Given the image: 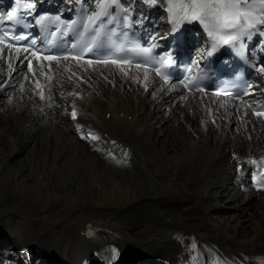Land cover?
I'll return each mask as SVG.
<instances>
[{
	"label": "bare ground",
	"instance_id": "bare-ground-1",
	"mask_svg": "<svg viewBox=\"0 0 264 264\" xmlns=\"http://www.w3.org/2000/svg\"><path fill=\"white\" fill-rule=\"evenodd\" d=\"M160 1L169 7V0ZM135 3L141 4L142 0ZM146 10L153 12V5ZM153 16L151 13L150 18ZM6 56L9 63L5 62ZM13 68H16L14 74ZM30 78L39 80L40 84H30ZM155 83L148 71L110 64L89 67L60 62L53 63L49 70L29 72L12 54L0 53V92L4 96L8 91L12 97L11 86L16 85L19 90L13 103L0 98V104L10 106L13 114L8 117L7 131L0 135V151H3L0 156V213L3 212L1 208H11L7 204V193L19 192L23 197V190L17 188L18 185H11L14 180L9 177L13 166L21 161L32 166L41 160L43 151L38 149L50 147L49 135L42 136L40 130L36 136L42 123L48 127L51 122H58L59 135L51 145L55 148L59 144L61 153L67 150L66 157L55 156L51 167H64L68 170V182L85 183L90 187L83 202L65 204L67 210L61 209L56 200L47 195L49 190L62 193L65 190L47 183L30 188L37 202H47L40 209L29 208L24 199L15 203L26 216L29 214L27 223L33 222L32 227L28 224L21 229L15 227L17 233L25 235L17 241L22 248L34 243L52 248L57 241L59 243L55 244L73 246L76 238H82L88 243L84 246L87 250L84 256L89 258L108 246L122 251L123 247L136 243L158 251L169 260L167 264H186L194 253L189 249L190 244L198 243L208 257L215 254L236 264H264V197L259 196L261 193L241 191L230 181L233 169L236 172L240 164L246 166L250 158L264 155V126L251 117L241 103H230L225 99L214 103L201 93L194 98L186 99L188 95L181 98L172 85L160 90ZM42 87H45L44 92ZM57 87L67 91L69 96H57L54 93ZM35 97L40 98L41 105L33 111ZM173 100L175 104L165 106V115L155 116ZM57 101L66 104L70 114L65 116L79 125L86 135L118 141L121 148L129 149L127 155L112 157L110 154L117 147L92 151L95 153L90 155L86 151L91 150L88 146H82L86 150L75 142L76 145L70 142L65 146L70 128L68 122L63 120L66 125L62 124L63 121L55 117ZM23 106L28 110L25 134L21 130L24 135L20 139L13 138L10 134L15 130L14 115ZM50 109L55 110L51 116ZM74 110L77 119L72 116ZM68 146L70 148L66 149ZM75 151H79L78 156ZM26 152L30 155L24 157ZM73 162L77 167L71 171ZM97 168L109 177L102 181V188L95 184L99 177ZM21 171L26 172L24 168ZM151 173L154 178L149 176ZM117 178L130 184L128 189L132 192H127V187H114L113 181ZM100 193H104V197ZM91 195L94 199L89 200ZM245 210L252 211L256 217L252 216L254 223L250 228L229 223L234 214ZM41 216L45 217L40 220ZM91 229L98 231L97 240L87 237L86 233ZM42 231L53 243L38 241ZM7 238L8 235L0 234V256L6 254L4 243ZM35 254L39 264H69V261L49 258L54 257L49 253ZM67 256L76 258L77 263L84 259L78 260L72 254ZM118 264L139 263L119 261Z\"/></svg>",
	"mask_w": 264,
	"mask_h": 264
},
{
	"label": "rangeland",
	"instance_id": "rangeland-1",
	"mask_svg": "<svg viewBox=\"0 0 264 264\" xmlns=\"http://www.w3.org/2000/svg\"><path fill=\"white\" fill-rule=\"evenodd\" d=\"M29 83H33L32 79L30 80ZM11 89H12L13 92L16 91L15 92V98H16L17 94H18V86L12 87ZM1 91H2V89H1ZM60 94L62 96L67 95L65 93H60ZM13 96H14V94H13ZM0 98H1V101L3 100V98H5L6 102H9V98H10L9 92L6 91L4 96L0 92ZM28 103H30V102H28ZM39 104H40V99L39 98L35 99L33 105L37 106ZM173 104H174L173 101H169L167 104L164 105V107L162 108L161 111L156 113L155 116L159 118V117L165 115V112H166L165 106L166 105H173ZM40 105H39V107H40ZM57 107H58L59 111H58V113H56L57 115H55V117L58 120L61 119V122L66 119V122H67V120L69 118L66 117L65 115H69L70 114V110L62 103H56V108ZM7 109H9V110L7 111ZM30 109H31V107H30ZM31 110L34 111L33 107H32ZM27 111L28 110H26L24 108V106H23V109L21 111H19L18 114L14 115V118L16 120H15V122H13V127L15 128V130L13 131V134H10L11 137L20 139L25 134L24 130H25V127H26L27 122H28V117L26 116ZM35 111H37V110H35ZM61 112H63V114H61ZM175 113L176 112H174L173 115ZM0 114L2 115V116H0V118H1L0 119V135L3 136L5 134V131H7V129H8V126H7L8 117L12 116L13 114L10 111V106L8 108V105H6V104H0ZM172 120H174V117H172ZM47 121H49V120H47ZM66 122L63 121L62 124L66 125ZM51 123L52 124H50V126H48V127H44L45 125L42 123L43 125L41 124L40 128L36 132V136H39V133H41L42 136L43 135H49V137H50L49 143L52 144V143L55 142V138L59 135V129L57 127L58 126V122L57 121H55L54 123L53 122H51ZM21 124H24L25 126H23L21 128L20 127ZM68 124H69V128H70V132H68V134H66L64 145L66 146L70 142H71V144H73L75 142V143H77L79 145V147L81 145V148L83 150H86L83 147L86 146L87 142H85V141H87V140H85L86 137L84 136V134H82L80 132L81 127H79L77 124H75V123H73L71 121ZM166 125L167 124H165V126ZM42 127H44L43 130H42ZM21 130L24 131V134H22ZM40 130H41V132H39ZM167 134H169V133H167ZM72 139H73V141H71ZM166 139H169V137H167ZM88 140H90V139H88ZM51 144L49 145L50 147L47 148V149H45V148H42V149L39 148L38 149V150H40V152H41V150L43 151V152L40 153L41 160L40 161H36L33 164H31L32 166H30L28 164V162L24 163L22 161L19 164L17 163V164H15L13 166L12 174L9 177L10 180H12V179L14 180L11 183V185H13V186L18 185L19 187H17V188H20L21 190H23L22 191L23 197L19 194V192L18 193L13 192V191L9 192V193H7V204L9 206H11V208L9 207V210H7V208H4V209L1 208V210L3 212L0 213V229H2V230H0V234L8 235V238H7V241H6V245L9 244V240L10 239H15L16 236L19 235V233L16 232L17 228H19V229L25 228V225H27V224H28L27 225L28 227H32L33 226L32 225L33 222L27 223L30 220V219H28L29 218L28 217L29 214H28V216H26L23 213L24 210L18 208L15 205V203L18 204L20 201H23V199H24V200L28 201L27 206L29 205L28 206L29 208L40 209L47 202V201L46 202L45 201L44 202L43 201L42 202H40V201L37 202L35 200V198H34V195L32 194V190L30 188L37 187L40 184L47 183V184L52 185V187H54V188L57 187L58 189L60 188L63 191L65 190L64 193L59 192V190H56V189L49 190L47 192V195L48 194H49V196L51 195L50 197H53V199L56 200V203L61 206V209H66V210L68 209V206H66L67 204H69V203L76 204V205L80 204V203L83 202V200L89 194L88 191L90 190L89 189L90 187L87 186L85 183H81L80 184V183H76V181H69L70 183L68 182V180H67V171L68 170H64V167L62 169L59 168V166H57V165H55L53 168L51 167V162L54 161L55 156L57 157L58 155H60V156L61 155H65V157H66V152H67V150H66V151L61 153V152H59V146H60L59 144H57L58 146H56L55 148H53V146ZM3 145H5V143ZM105 145H111L112 147H114V146L115 147L116 146L119 147L118 145H116V142H109V141H105V140H103V141L100 140L98 142V144H92V146L89 147V149H91V150H86V151L89 152L90 155H93L96 152L97 149L98 150L102 149V148L105 147ZM0 147H2V144H0ZM69 148H70V146H68L66 149H69ZM92 151H95V152L92 154ZM27 152H29V151H27ZM27 152L25 153L24 157H26V155L27 156L30 155V154H27ZM75 152H77L75 154L78 156V152L79 151H75ZM126 152L127 151H122V152L119 153V155H125ZM2 153H3V151H0V156L2 155ZM110 155L112 157H115L116 153H111ZM92 157H93L92 159H94V156H92ZM26 159L28 160V157ZM65 160H66V158H65ZM94 160H96V158ZM86 162L88 163L87 160H86ZM89 162H90V160H89ZM94 163H92V164L94 165ZM76 165L77 164H75L74 162L72 164H70V167H71L70 170L74 171V169H76V167H77ZM73 166H75V167L73 168ZM93 167H95V165ZM96 167H98V166H96ZM23 168L26 170V172L21 171V169H23ZM96 172H97L99 177L97 178L98 181H96L95 184L100 186V187L98 186V188H102L103 187V184H102L103 182L102 181H105V180L107 181L109 179V177H108L107 174L103 173L102 170L99 169V168H97ZM151 174L152 175H149V176L154 178L155 175L153 173H151ZM28 176H31V177L28 178ZM148 179H151V178H148ZM72 182H74V183H72ZM25 184L27 186H29V188H27ZM113 185L116 188L123 186V187H127V189L130 188V186H131L130 184H126L125 181H123V180L121 181L118 178H117V180L113 181ZM127 192H132V191H131V189H128ZM100 195L102 197H104L103 196L104 193H103V195H102V193H100ZM41 196L45 197V195H43V194ZM260 196L264 197V194H260ZM8 199H10V200H8ZM91 199H94L93 195L89 196V200H91ZM4 210H7V211H4ZM230 212H231V210H230ZM230 212H227V213H230ZM231 214H233V213H231ZM231 214H226V215L230 216ZM252 216L254 218H256L254 213L252 215V211L245 210V211L241 212L240 214H237V213L234 214V216L232 217V219L230 220L229 223L232 224V225L241 226L244 229H248V228L251 227V225H253L252 223H254ZM42 217H45V216H41L39 219L41 220ZM30 218H31V215H30ZM15 227H17V228H15ZM54 232L56 233L57 230H55ZM20 235H22V234H20ZM48 237H49V235H46V233H44L42 231L37 239H38V241L40 240L43 243H48V244L53 243L51 237L50 238H48ZM74 241L73 242L75 243V245L79 244L78 241H76V240H74ZM55 243H59V241L54 242L52 244L53 247L52 248L49 247V250H54V252L56 254L66 255V254H69V253L77 254V252H85L86 253V249L85 248H74L73 246L71 247L68 244L58 245V244H55ZM81 243L84 244L86 242L81 241ZM36 246L37 245H34L33 247H36ZM63 246H65V247L63 248ZM29 247H30V249L33 248L32 246H29ZM72 248H73V251H72ZM129 248L134 249L133 251H136V252L141 251V254H143V255H151V256L158 257V258L164 257V256L160 255V253L158 251H154V249H150L149 247H147L145 245H138V244L134 243L133 245H130ZM127 252H128V254L130 253V251L128 249H127Z\"/></svg>",
	"mask_w": 264,
	"mask_h": 264
},
{
	"label": "snow or ice",
	"instance_id": "snow-or-ice-1",
	"mask_svg": "<svg viewBox=\"0 0 264 264\" xmlns=\"http://www.w3.org/2000/svg\"><path fill=\"white\" fill-rule=\"evenodd\" d=\"M109 2L116 4L117 0H101L100 8H105ZM24 8L30 10L34 8V5L26 4ZM169 12L174 17V23L180 20L198 21L225 45L239 40L241 36L247 34L258 24L264 25V0H188V2L169 0ZM14 15L15 12H8L7 19L12 20ZM44 19L41 17L39 22L42 23ZM12 38L15 39L16 37ZM7 39H9L8 33L0 34V44H4ZM6 46L12 47L11 44ZM17 51L19 52V49ZM49 59L55 58L49 57ZM119 62L112 61V63ZM29 70H31L30 61ZM157 71L159 73V70ZM259 71L264 72V66H261ZM72 115L73 118L76 117L75 110ZM255 115L264 116V112H256ZM260 186H264V181L261 182Z\"/></svg>",
	"mask_w": 264,
	"mask_h": 264
}]
</instances>
